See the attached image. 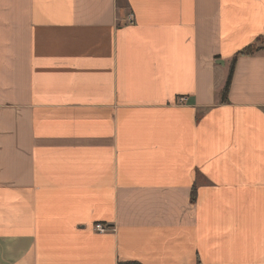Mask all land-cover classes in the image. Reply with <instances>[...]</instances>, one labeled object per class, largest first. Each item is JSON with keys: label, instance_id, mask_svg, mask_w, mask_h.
I'll use <instances>...</instances> for the list:
<instances>
[{"label": "crops", "instance_id": "obj_1", "mask_svg": "<svg viewBox=\"0 0 264 264\" xmlns=\"http://www.w3.org/2000/svg\"><path fill=\"white\" fill-rule=\"evenodd\" d=\"M0 264H264V0H0Z\"/></svg>", "mask_w": 264, "mask_h": 264}, {"label": "trees", "instance_id": "obj_2", "mask_svg": "<svg viewBox=\"0 0 264 264\" xmlns=\"http://www.w3.org/2000/svg\"><path fill=\"white\" fill-rule=\"evenodd\" d=\"M256 49L257 48H256V46L254 44H249V45H246L245 47H243L242 49H240L239 51L236 52L235 56L232 58V60L230 62L229 70H228V74H227V77H226L225 84H224L223 88L220 91V100L221 101L224 102V101L227 100V95H228L229 86H230L232 75H233V69H234L236 56L237 55H248V54H251ZM193 199H194V188L191 191V200H193Z\"/></svg>", "mask_w": 264, "mask_h": 264}, {"label": "built area", "instance_id": "obj_3", "mask_svg": "<svg viewBox=\"0 0 264 264\" xmlns=\"http://www.w3.org/2000/svg\"><path fill=\"white\" fill-rule=\"evenodd\" d=\"M184 100V98H180L179 99V101H183ZM94 228H95V230L97 231V232H105L106 231V227L103 225V224H101V223H96V224H94Z\"/></svg>", "mask_w": 264, "mask_h": 264}]
</instances>
